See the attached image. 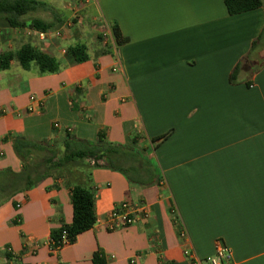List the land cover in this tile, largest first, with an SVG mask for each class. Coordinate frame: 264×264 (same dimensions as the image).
Here are the masks:
<instances>
[{
    "label": "crops",
    "instance_id": "0c3cea01",
    "mask_svg": "<svg viewBox=\"0 0 264 264\" xmlns=\"http://www.w3.org/2000/svg\"><path fill=\"white\" fill-rule=\"evenodd\" d=\"M63 1L46 39L28 28L7 32L6 50L30 43L67 66L41 74L13 61L0 73V171L23 167L10 136L62 148L69 131L91 143L103 134L154 173L137 182L86 161L17 193L0 205V258L96 264L98 254L101 264H191L186 250L206 260L221 243L231 264H264V0L237 15L224 0ZM81 43L88 61L63 54ZM103 45L111 52L99 56ZM77 186L95 192L97 222L53 254L51 232L72 224ZM125 201L145 204L149 215L110 231Z\"/></svg>",
    "mask_w": 264,
    "mask_h": 264
},
{
    "label": "trees",
    "instance_id": "16d2710c",
    "mask_svg": "<svg viewBox=\"0 0 264 264\" xmlns=\"http://www.w3.org/2000/svg\"><path fill=\"white\" fill-rule=\"evenodd\" d=\"M224 2L231 15L263 6L262 0H224ZM40 8L50 9L42 0H0V28H28L37 33L51 32L55 28L54 22L37 17L28 18L30 13ZM113 33L117 42L122 44L124 39L117 25H113ZM261 39L254 43L253 48L257 47ZM88 50L89 47L81 43L69 47L66 55L77 63H84L90 59ZM110 52V47L103 45L98 55H107ZM13 61H18L25 69L36 65L41 74L57 73L67 66L62 60L30 43L14 51L0 52V73L10 69ZM166 137L167 135L161 138ZM9 140L23 167L20 172H14L10 168L0 171V205L17 193L29 190L47 178H66L74 169L90 166L86 161L93 162L95 167L105 163L110 168L127 173L131 180L137 182H140L138 176L143 174L152 176L154 173V166L144 163L135 152L106 142L103 134H99L96 143H91L76 138L67 131L63 147L60 149L53 142H35L22 136H10ZM71 198L74 209L73 222L71 225L52 230L51 242L55 245L62 241L64 233L71 244L75 243L80 234L92 229L97 222L95 192L92 189L74 187ZM95 263H103L99 260L98 254L95 255Z\"/></svg>",
    "mask_w": 264,
    "mask_h": 264
},
{
    "label": "built area",
    "instance_id": "2783aa9c",
    "mask_svg": "<svg viewBox=\"0 0 264 264\" xmlns=\"http://www.w3.org/2000/svg\"><path fill=\"white\" fill-rule=\"evenodd\" d=\"M58 32L55 33L57 35ZM49 35V32H39L38 36L40 39L44 40ZM67 50L63 51V54H66ZM34 100V99H33ZM40 105L43 107L44 102L40 101ZM1 152V150H0ZM174 215L176 214V210H173ZM141 214L143 217H148L149 211L145 204H141L138 207H135L131 202L125 201L124 203L117 206L112 212V217L109 223H107V227L110 231H115L117 229H124L129 226H132L136 223V216ZM176 224H182L179 216L176 218ZM180 237H186V231L183 228H180ZM71 245L70 239L64 233L62 241L55 245L54 242H50L49 248L51 253L56 254L61 251L66 246ZM185 254L190 258L191 264H203V262H207L209 264H231V251L225 245L219 243L217 247L216 254L212 257L207 258L206 260H202L198 258L195 254L190 252L189 250L185 251Z\"/></svg>",
    "mask_w": 264,
    "mask_h": 264
},
{
    "label": "rangeland",
    "instance_id": "374dc122",
    "mask_svg": "<svg viewBox=\"0 0 264 264\" xmlns=\"http://www.w3.org/2000/svg\"><path fill=\"white\" fill-rule=\"evenodd\" d=\"M43 2L47 3L50 7V9L46 8H40L38 11L30 13L28 15V18H42L46 21H53L55 22L57 19H60L63 17L62 11L63 8L65 7V2L63 0H43ZM59 4V5H58ZM10 28H0V32H3L0 38V52L6 51V49H9V45L7 44L6 39H8V31ZM32 40V39H30ZM10 42V41H9ZM16 41H11V45L13 47H18L17 44H15ZM261 44H264V38L262 39ZM8 45V46H6ZM60 149V148H59ZM0 264H7L5 261L0 258ZM203 264H209L207 262H203Z\"/></svg>",
    "mask_w": 264,
    "mask_h": 264
}]
</instances>
